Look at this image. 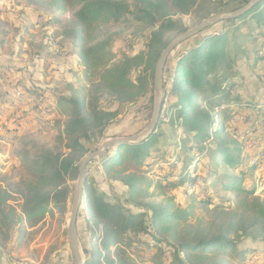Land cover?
<instances>
[{
	"label": "rangeland",
	"instance_id": "obj_1",
	"mask_svg": "<svg viewBox=\"0 0 264 264\" xmlns=\"http://www.w3.org/2000/svg\"><path fill=\"white\" fill-rule=\"evenodd\" d=\"M249 1L195 0L188 13L171 16L176 29L165 32L164 40L169 43L202 20L237 10ZM47 2L0 0V185L13 193L10 204L18 212L23 203L18 193L21 181L34 174L22 158H32L46 149L68 152L66 141L59 137L65 120L59 113L60 97L75 94L104 112L119 113L107 126L93 131L92 138L85 142L87 154L108 138L131 136L145 128L153 116L156 99L151 72L146 92L127 101V93H113L103 87L104 66L88 68L82 57V51L96 43L106 45L110 59L105 60L107 66L124 55L133 57L146 52L151 32L166 19L153 27L139 21L145 0H129V11L121 21L86 31L82 42L72 13L55 11ZM260 11V21L254 15L256 11L207 26L169 55L163 71L166 98L155 129L159 135L144 167L145 175L162 187L153 184L148 189L150 196L144 206L138 207L145 212V224L141 229L127 231L114 248L122 258L139 264H170L177 252L182 260L191 262V256L200 253L183 252L181 245L186 239L202 237L203 233H227L235 251L222 258L211 253L204 264H264V220L256 215L264 207V3ZM222 32L227 33L229 62L214 82L220 81L227 91L216 97L221 104L213 109L215 121L201 150V144L181 126L170 82L177 60L189 44ZM142 70L132 69L130 77L136 81ZM207 100L200 96L191 112L208 109ZM221 146L231 151V160L219 152ZM109 157L106 152L87 167V194L78 215L80 234L89 242L94 240L98 247L102 225L94 215L88 193L113 203L125 200V206L135 208L127 201L128 189L113 178L115 174L106 171ZM230 161H236L237 166ZM236 177L242 178V183ZM76 182L77 179L69 182L71 194L66 210L51 203L40 223L34 227L25 224L23 231L18 226L11 230L9 239L0 245V264H74L68 221ZM147 204L174 206L189 211L191 216L186 221L155 225L145 208ZM83 256L85 260L88 257L84 251Z\"/></svg>",
	"mask_w": 264,
	"mask_h": 264
},
{
	"label": "trees",
	"instance_id": "obj_2",
	"mask_svg": "<svg viewBox=\"0 0 264 264\" xmlns=\"http://www.w3.org/2000/svg\"><path fill=\"white\" fill-rule=\"evenodd\" d=\"M47 1L48 6L55 11L72 13L78 27L77 37L81 42L84 39L82 35L86 31L90 33L98 25L119 22L129 11V0ZM145 2L146 6L141 11L142 15L138 16L139 21L153 27L166 19L151 32L146 52L133 57L124 55L120 60L107 66V61L110 59H107L109 55L105 43L89 45L82 51V57L88 68L104 66L101 73L103 87L113 93H127V101H133L146 92L149 84L148 73L151 72L153 77L156 62L162 50L168 45L164 40L165 32L176 29V23L171 16L176 12L188 13L195 4V0H156L155 2L145 0ZM263 3L264 0L241 17L253 15L258 11L254 15L260 21L263 15L260 8ZM227 21H233V19H227ZM227 40V33L222 32L203 37L198 44H189L181 52L170 82L172 92L176 93L173 107L178 112V118L182 120L181 126L186 134L193 135L198 145L201 144V150H203L202 144L209 138V130L215 121L216 113L213 109L221 104L216 97L220 95L222 97L227 91L225 88L222 89L220 81L214 82L218 72L226 68L225 64L229 62ZM139 68L143 70L134 81L130 73L132 69ZM200 96L208 99L210 107L199 108L192 113V106ZM58 104L60 115L65 116L64 128L59 137L66 141L68 152H54L46 149L40 155L32 158L25 155L22 158V163L29 164L34 174L32 178L21 181L22 188L18 193L23 203L20 212L17 211V207L10 204L13 193L7 187L0 185V245L1 242L9 239L13 228L18 226L23 231L26 229L25 224L34 227L40 223L49 212L51 203L66 210L71 194L69 182L77 179L82 158L89 151L85 147V142L92 138L93 131L97 127L107 126L110 119H115L119 114L116 110L104 112L94 104L89 102L87 104L85 98L75 94L60 97ZM158 135L154 130L147 139L134 144L119 145L117 148L113 146L107 151L110 157L105 163L106 171L109 174H115L113 178L120 180L128 189L127 201L135 204V208L125 206V200L113 203L105 200L101 195L91 197L88 193L87 198L94 206V215L98 223L102 225L103 235L99 247L94 240L89 242L86 236L80 234L78 218V236L83 251L88 256L85 264H139L122 258L121 254L114 252V248L127 231L141 229L145 224V212L138 207L144 206L145 199L150 196L148 189L153 184L156 188L162 187L161 184L149 179L144 170L145 161L150 156L151 148L156 144ZM112 148H116V151L112 152ZM219 152L228 161L234 157L229 149L222 146ZM239 153L241 152L239 151L238 155ZM230 163L234 167L237 166L236 161H230ZM235 179L241 183L243 181L242 178ZM84 193L87 194L85 190ZM251 193H254V190H251ZM145 208H148L152 224L155 225L167 224L171 221H186L191 216L189 211L174 209V206L147 204ZM256 215L258 219L264 220V207L256 212ZM94 234L96 235L95 232ZM181 247L183 252H197L200 255L191 256V262H186L176 252L170 264H204L206 257L211 253H217L216 255L222 258V255L227 256L228 253L232 254L235 251V245L227 233L215 236L203 233V236L198 238L194 235L186 239ZM210 264L221 263L211 261Z\"/></svg>",
	"mask_w": 264,
	"mask_h": 264
},
{
	"label": "water",
	"instance_id": "obj_3",
	"mask_svg": "<svg viewBox=\"0 0 264 264\" xmlns=\"http://www.w3.org/2000/svg\"><path fill=\"white\" fill-rule=\"evenodd\" d=\"M261 1L262 0H250L246 5H244L243 7L237 10L223 12L214 17L204 19L199 24L179 34L177 37L171 40L168 43V45L162 50L155 65L154 88L156 92V99H155L153 116L150 122L145 126V128H143L141 131H139L134 135L106 139L96 150L85 155L79 166L76 189H75L73 203L70 211V217L68 221V236H69V242H70L72 254L74 257V264H85L83 249L81 247L77 232V220H78L80 205L84 197V186L87 179L86 170L89 164L93 160L100 158V156L106 153L111 147L115 146L117 148L119 145H123V144L138 143L141 140L145 139V137H147L150 133H152L156 129L160 120L162 107L164 105V101L166 98L164 81H163L164 67L169 55L178 46H180L181 43L191 38L192 36L196 35L203 28L207 26L216 24L226 19H235L243 16Z\"/></svg>",
	"mask_w": 264,
	"mask_h": 264
}]
</instances>
